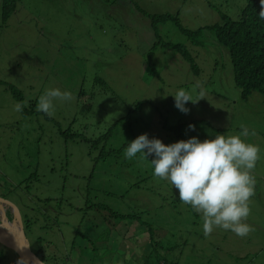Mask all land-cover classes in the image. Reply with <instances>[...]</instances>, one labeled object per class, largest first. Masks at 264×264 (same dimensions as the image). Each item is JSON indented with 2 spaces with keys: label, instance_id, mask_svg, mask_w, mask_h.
I'll return each instance as SVG.
<instances>
[{
  "label": "rangeland",
  "instance_id": "374dc122",
  "mask_svg": "<svg viewBox=\"0 0 264 264\" xmlns=\"http://www.w3.org/2000/svg\"><path fill=\"white\" fill-rule=\"evenodd\" d=\"M242 4L243 0H19L7 20L0 12V197L46 226H23L32 250L41 251L46 264H153L155 253H164L154 249L145 228L130 220H123L106 239L107 227L94 225L100 216L82 210L91 200L104 202L113 211L121 207L123 214L131 211L126 197L112 201L109 196L84 193L88 188L95 194L99 177L91 171L87 145L76 134L94 137L116 120L121 122L109 149L120 147L118 156L127 165L121 170L120 161L101 165L102 179L116 178L105 182L110 185L102 186L107 190L115 182L127 190L138 169L150 172L148 159L137 154L129 160L124 155L129 143L141 135L171 145L193 137L203 142L217 135H241V126L249 133L255 130V136H241L260 148L255 195L246 221L255 230L247 237L222 228L205 237L201 215L180 201L169 182L156 178L154 168L147 183H159L164 194L175 199L168 202L176 204V212L166 206L155 214V238L162 234L160 244L170 248L164 254L170 264H264V99L257 91L247 99L240 96L227 49L205 28L221 15L235 18ZM142 12L176 15L178 24L167 21L153 29ZM199 29L194 40L181 31ZM156 38L159 45L152 49ZM169 43L182 45L194 58V67ZM97 78L107 81L108 88L97 84ZM198 84L206 95L196 104L189 101L185 107L190 112L182 113L173 95L184 89L198 100ZM9 85L24 92L27 115L14 110L17 100ZM54 88L70 91L73 99L55 101L49 117L37 111L38 102L34 105L32 99ZM84 104L91 105L86 113L80 111ZM23 182L28 188L16 190ZM59 196L62 203L57 205ZM13 228L17 237L18 228ZM39 236L50 240V246L36 239ZM77 244L89 248L88 256L83 253L88 260L82 263L79 255L73 258L75 250L79 253ZM48 253L56 254L57 263L46 257ZM65 255L70 261L62 263ZM14 258L0 243V264H14Z\"/></svg>",
  "mask_w": 264,
  "mask_h": 264
},
{
  "label": "trees",
  "instance_id": "16d2710c",
  "mask_svg": "<svg viewBox=\"0 0 264 264\" xmlns=\"http://www.w3.org/2000/svg\"><path fill=\"white\" fill-rule=\"evenodd\" d=\"M86 1L91 2L93 0ZM102 1L106 2L107 0ZM119 1L122 3H127V0ZM18 3L19 0H1L0 12L3 20H7L15 12ZM260 11V0H243V4L239 7L235 18H231L230 16L224 14L220 16V20H218V22L211 26L205 27L211 30L214 33V37L216 38L217 42L227 49L232 65L233 79L235 85L239 88L240 96L243 99H247V97L254 91L259 92L264 99V19H261L259 16ZM142 13L145 14L144 12ZM145 15L146 16L143 15V17L147 19L145 21L149 23L150 20V24L153 29L155 28L156 24H163L167 21H173L178 24L176 15L169 13ZM181 31L189 38L192 37L191 39L194 40L195 36L200 33L202 29H199L194 33L184 30ZM157 39L158 38L154 39L152 42V49H156L158 47L159 41ZM167 45L178 51L184 57V59L187 62H190V64L194 67V58L184 47H182V45L171 43ZM95 81L104 88H108L107 81H100L98 78L95 79ZM9 88L11 94L14 96L17 102L26 101V96L22 90L17 89L14 85H9ZM81 96H84V94H80V98ZM39 97L40 95L38 94L32 99L35 101L34 105L39 101ZM27 108L28 107L26 106L23 107L22 113L24 115L29 113V108ZM90 109V104H84L80 111L82 113H86ZM120 122L121 120H116V122L108 130L100 132L94 137H86L85 135L80 136V134H76V137L80 143L87 145V154L92 162L91 171L96 172L97 176L99 177L97 181L98 186H96V188L94 186L93 188L95 194H92L90 190L86 188L84 191V193H86L85 195L92 196L93 198L96 196H109L112 201L113 198L117 200L121 197L122 200H124L126 197L131 207V211H129L127 214H123L121 212V207L117 208L118 211H113L110 209V206L106 205L104 202L95 203L91 200L89 205H86L82 210L86 211L89 209L92 211L91 216H93L94 212L100 216L99 221L94 225L98 226L100 224H104L107 227L108 232L106 234V239L110 234L109 232H116V230L113 228L117 227V225L121 223H124L123 220H130L131 223L136 222V224L147 230L149 240L152 243L154 249L156 250L157 247V249H161L164 252L163 254H158V252H156L152 263L158 264L160 261L167 263L172 262L164 256V254H166L170 248H164L161 246L160 242L162 234H158L155 238V230H157V225L155 224L157 215L155 214L158 210L163 211V208L166 209V206H169L170 208L174 209V212H176V204L174 202H168L170 199H173L171 197L173 195L164 194L159 183L153 181L147 183L150 177L149 173L151 172V168H154V166L151 164V160L155 158L151 156L148 157V162L151 164L150 172L142 170L140 172L138 169L134 173L132 181L129 183L130 185L127 190L122 184H120V182H115L114 187L111 190H107L106 187H102L104 184H106L105 182H110L111 180L114 181L116 178H109V173H106L103 174V177H106V179L109 178L108 181L102 179V174H99L101 165H109L112 163L117 164V161H120L119 165L117 166L118 170H121L123 165H127L126 160H121L118 156L122 150L120 147L117 149H109V142L112 140L113 131L117 126L120 125ZM148 162L146 164H148ZM88 177H92V173ZM25 188H28V184L24 182L18 186H15V189L20 191ZM136 190L139 191L138 194H136ZM120 192L124 196H117ZM62 198L63 196H59V199L56 201L57 205L62 203ZM47 201L51 202L52 198L47 197ZM85 216L86 213L84 212V216L81 219H84ZM91 216H88V220ZM22 219L24 228H29L32 224H37L39 229H46V226L42 225L37 216L28 217L22 215ZM81 219L77 223L78 226L82 222ZM82 238L86 239L84 236H82ZM36 239L42 241V243L48 247L52 243L50 240L44 239V236H39ZM76 249L79 251L78 255L80 256L81 263L88 260V257L83 255V253H85L88 256L89 248L87 246L79 247L77 244ZM92 250L93 252L97 253L100 249L93 247ZM106 251L101 250L100 253L104 254ZM37 254L41 256L42 260L45 262L43 258L44 256L41 255V251ZM46 257H49L53 263H57L56 254L48 253ZM65 258L66 259H62V263L70 261L69 255H65Z\"/></svg>",
  "mask_w": 264,
  "mask_h": 264
},
{
  "label": "clouds",
  "instance_id": "9594fccd",
  "mask_svg": "<svg viewBox=\"0 0 264 264\" xmlns=\"http://www.w3.org/2000/svg\"><path fill=\"white\" fill-rule=\"evenodd\" d=\"M260 4L259 16L264 19V0ZM197 87L200 89L198 100L184 89L173 95L175 107L182 113L190 112L185 107L189 101L196 104L206 95L202 85ZM72 99L70 91L46 89L39 97L37 111L51 117L55 101ZM25 105L26 102H17L14 110L22 112ZM188 127L195 131L194 125ZM241 127V135H217L203 142L193 137L171 145L144 134L129 143L124 155L129 160L137 154L141 160L155 157L151 160L154 176L169 182L178 191L180 201L201 215L205 237L222 228L244 238L255 230L246 221L255 195L254 169L260 159V148L241 138L255 136V130L249 133L247 127Z\"/></svg>",
  "mask_w": 264,
  "mask_h": 264
},
{
  "label": "water",
  "instance_id": "95a60500",
  "mask_svg": "<svg viewBox=\"0 0 264 264\" xmlns=\"http://www.w3.org/2000/svg\"><path fill=\"white\" fill-rule=\"evenodd\" d=\"M3 202L14 207V215L11 219L5 214ZM9 224L12 225V228ZM14 226L18 228L17 237H15L16 233L14 231H16V229L13 228ZM0 243L13 250L18 256L17 261L21 264H46L30 250V244L25 236L22 218L18 208L2 197H0Z\"/></svg>",
  "mask_w": 264,
  "mask_h": 264
},
{
  "label": "flooded vegetation",
  "instance_id": "af4514ba",
  "mask_svg": "<svg viewBox=\"0 0 264 264\" xmlns=\"http://www.w3.org/2000/svg\"><path fill=\"white\" fill-rule=\"evenodd\" d=\"M3 203H5V202H3ZM3 203H2V204H3ZM3 206H7V207H8V209H6V208L4 207V208H5V214L7 215L8 218L11 219V218L13 217V213H12L13 210H12V208H11L9 205H7V203L4 204ZM18 210H19V209H18ZM19 212H20V215H21V218H22V215H23V214L21 213L20 210H19ZM8 214H11V215H8ZM22 224H23V219H22ZM23 226H24V224H23ZM29 244H30V243H29ZM4 246H5V245H4ZM5 247H7V246H5ZM7 248L10 249L9 247H7ZM30 250H31L36 256H38L40 259H42L41 256H39L36 252H34V251L32 250L31 245H30ZM10 251L13 252V253L15 254V258L12 260V262H14V264H16V263L18 262V261H17V260H18V256H17V254H16L13 250L10 249ZM18 263L21 264L20 262H18Z\"/></svg>",
  "mask_w": 264,
  "mask_h": 264
},
{
  "label": "built area",
  "instance_id": "2783aa9c",
  "mask_svg": "<svg viewBox=\"0 0 264 264\" xmlns=\"http://www.w3.org/2000/svg\"><path fill=\"white\" fill-rule=\"evenodd\" d=\"M158 264H170V263H167V262H164V261H160Z\"/></svg>",
  "mask_w": 264,
  "mask_h": 264
},
{
  "label": "crops",
  "instance_id": "0c3cea01",
  "mask_svg": "<svg viewBox=\"0 0 264 264\" xmlns=\"http://www.w3.org/2000/svg\"><path fill=\"white\" fill-rule=\"evenodd\" d=\"M78 254H79V253L76 252L75 255L73 256V258L75 257V258L77 259V258H78ZM79 257H80V256H79Z\"/></svg>",
  "mask_w": 264,
  "mask_h": 264
},
{
  "label": "bare ground",
  "instance_id": "6f19581e",
  "mask_svg": "<svg viewBox=\"0 0 264 264\" xmlns=\"http://www.w3.org/2000/svg\"><path fill=\"white\" fill-rule=\"evenodd\" d=\"M5 207V206H4ZM6 209H8L7 207H5ZM13 213V212H12ZM13 215H14V213H13Z\"/></svg>",
  "mask_w": 264,
  "mask_h": 264
}]
</instances>
